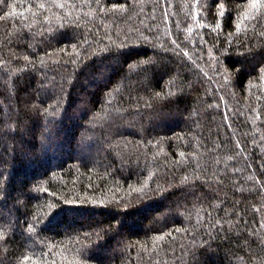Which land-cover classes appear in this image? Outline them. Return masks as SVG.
I'll return each mask as SVG.
<instances>
[{"label":"trees","instance_id":"trees-1","mask_svg":"<svg viewBox=\"0 0 264 264\" xmlns=\"http://www.w3.org/2000/svg\"><path fill=\"white\" fill-rule=\"evenodd\" d=\"M0 264H264V0H0Z\"/></svg>","mask_w":264,"mask_h":264},{"label":"rangeland","instance_id":"rangeland-1","mask_svg":"<svg viewBox=\"0 0 264 264\" xmlns=\"http://www.w3.org/2000/svg\"><path fill=\"white\" fill-rule=\"evenodd\" d=\"M86 124H87V123H86ZM90 129H91L90 124H87V129L85 130V132L87 133L88 130L90 131ZM57 149L59 150V145L57 146ZM93 151L96 152V149H93ZM97 151H98V150H97ZM94 154H95V153H94Z\"/></svg>","mask_w":264,"mask_h":264},{"label":"bare ground","instance_id":"bare-ground-1","mask_svg":"<svg viewBox=\"0 0 264 264\" xmlns=\"http://www.w3.org/2000/svg\"><path fill=\"white\" fill-rule=\"evenodd\" d=\"M56 61V60H55Z\"/></svg>","mask_w":264,"mask_h":264}]
</instances>
